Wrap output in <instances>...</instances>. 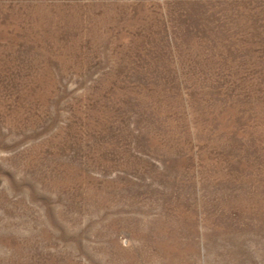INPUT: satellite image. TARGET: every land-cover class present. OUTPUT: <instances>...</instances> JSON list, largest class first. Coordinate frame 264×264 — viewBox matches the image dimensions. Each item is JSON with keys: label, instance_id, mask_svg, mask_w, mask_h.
I'll return each instance as SVG.
<instances>
[{"label": "rangeland", "instance_id": "obj_1", "mask_svg": "<svg viewBox=\"0 0 264 264\" xmlns=\"http://www.w3.org/2000/svg\"><path fill=\"white\" fill-rule=\"evenodd\" d=\"M0 264H264V0H0Z\"/></svg>", "mask_w": 264, "mask_h": 264}]
</instances>
